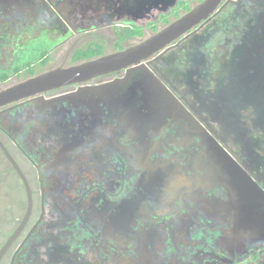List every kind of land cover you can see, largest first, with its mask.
Listing matches in <instances>:
<instances>
[{
    "label": "flooded vegetation",
    "instance_id": "obj_1",
    "mask_svg": "<svg viewBox=\"0 0 264 264\" xmlns=\"http://www.w3.org/2000/svg\"><path fill=\"white\" fill-rule=\"evenodd\" d=\"M200 1L0 0V89L37 47L66 67ZM149 59L0 107L31 190L0 264H264V0H221ZM0 185L1 249L29 203L1 148Z\"/></svg>",
    "mask_w": 264,
    "mask_h": 264
},
{
    "label": "water",
    "instance_id": "obj_2",
    "mask_svg": "<svg viewBox=\"0 0 264 264\" xmlns=\"http://www.w3.org/2000/svg\"><path fill=\"white\" fill-rule=\"evenodd\" d=\"M220 1L221 0H201L195 6L168 23L160 30L131 46L111 53L84 59L66 67L59 66L51 70L34 74L26 77L24 80L0 89V107L22 98H28L36 94L43 93L47 90L74 83H84L95 77L116 72L122 68L130 66L133 68L145 65L149 62V58L153 54L165 49L180 35L207 17V15L215 9ZM0 148L22 179L29 202L27 211L21 223L13 235L8 238L6 243L0 249L1 257L15 235L25 224V220L27 219L31 209V190L26 177L1 142Z\"/></svg>",
    "mask_w": 264,
    "mask_h": 264
},
{
    "label": "rangeland",
    "instance_id": "obj_3",
    "mask_svg": "<svg viewBox=\"0 0 264 264\" xmlns=\"http://www.w3.org/2000/svg\"><path fill=\"white\" fill-rule=\"evenodd\" d=\"M158 27H160V25ZM150 30H151L150 28L149 29L144 28L143 29V35L141 37H131V38H128L127 40H124L122 42L123 46L137 43L142 38H145L146 36H148L151 33ZM93 41H96V40H93ZM96 42L101 43L105 47V50L107 52H110L112 50V42H113L112 38H110L109 41L106 40V41H96ZM84 46H86V45H82L81 47H84ZM22 60L24 61L23 63H26V62L30 63V66L33 68L35 74L44 72V70H46L49 66L58 62V59H51L48 57L47 58L43 57V54H39V48L38 47L33 49L31 52L25 53V57H23L21 60L17 61L16 64L20 63ZM67 62L69 64L74 63L73 61H70V59H68ZM19 66H21V65H19ZM27 74H28V71H27V68H25V74H24V72H22V75H25V77H26ZM3 195H4V191H3L2 186L0 185V197H2Z\"/></svg>",
    "mask_w": 264,
    "mask_h": 264
},
{
    "label": "trees",
    "instance_id": "obj_4",
    "mask_svg": "<svg viewBox=\"0 0 264 264\" xmlns=\"http://www.w3.org/2000/svg\"><path fill=\"white\" fill-rule=\"evenodd\" d=\"M134 33H136V31L134 29H130L127 27V28H124L123 31L119 32V38H124V37H127L131 34H134ZM101 52H102L101 47L98 44L93 43L85 49L77 50V52L73 56V60L80 61V60H84V59H89V58L95 57L96 55L101 54ZM24 65H25V68H27L28 73L30 75H33L34 70L30 66V63L26 62ZM18 69L19 68H16V70H18ZM1 76L6 77L7 75L4 74Z\"/></svg>",
    "mask_w": 264,
    "mask_h": 264
}]
</instances>
